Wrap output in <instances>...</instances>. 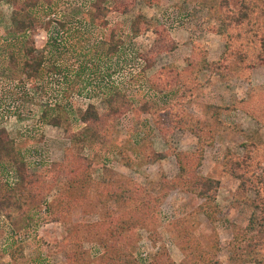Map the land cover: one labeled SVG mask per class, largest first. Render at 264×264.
Here are the masks:
<instances>
[{
    "label": "rangeland",
    "instance_id": "obj_1",
    "mask_svg": "<svg viewBox=\"0 0 264 264\" xmlns=\"http://www.w3.org/2000/svg\"><path fill=\"white\" fill-rule=\"evenodd\" d=\"M94 1L56 0L54 11L64 25L42 26L34 33L36 46L46 55L41 79L32 84L10 78V74L0 75V125L20 143L30 170L45 172L53 162L63 159L71 144L70 133L84 124L80 114L87 104L95 103L105 114L103 97L107 89L119 87L129 101L119 113L102 115L107 120L104 131L110 142L91 154L93 177L101 179L102 168L112 167L145 188L143 199L162 197L160 204L146 214L149 222L136 230L140 238L134 249L137 264H148L162 246L179 264H264V229L251 232L246 228L256 194L253 190L240 193V181L226 168L228 158L243 160L246 166L239 171L262 185L258 179L264 167V122L241 109L222 110L217 117L213 108L231 106L247 97L249 91L263 88L264 67L257 66L249 80L239 76L223 79L203 71L198 76L201 85L192 94H184L183 85L158 90L153 87L157 73L169 65L184 71L193 41L204 45L209 60L217 59L222 52L225 40L209 31L206 11L192 0H156L151 5L148 0H136L134 9L123 14L117 10V3L126 0H111L108 15L99 21L92 16ZM238 1L232 4L237 9ZM12 12L9 2L0 1V37L12 28ZM139 12L155 25H165L176 44L157 56L152 67H146L142 53L154 43V32L135 35L131 30ZM113 33L121 44L112 54L108 49ZM6 64L0 46L1 71ZM56 101L65 107L69 130L41 118L43 105ZM197 132L207 140L197 174L219 181L214 202L188 192L178 181L176 154L197 149ZM153 151L166 156L156 159ZM45 174L50 183L45 199L48 202L61 194L64 179H56V172ZM8 179L15 181L13 174ZM65 194L58 220L51 219L46 202H41V207L35 206L37 201L31 205L33 208L24 215L27 224L23 228L15 227L7 214L0 212V264H72L61 243H72L73 251H91V256L86 252L87 261L99 255L94 224L109 214L120 215L124 204L93 190L86 196ZM207 205H211L214 219L205 214ZM187 238L199 245L196 254L179 246ZM19 245L23 246L22 253L13 256L11 251ZM142 249L148 251V261L142 260Z\"/></svg>",
    "mask_w": 264,
    "mask_h": 264
},
{
    "label": "trees",
    "instance_id": "obj_2",
    "mask_svg": "<svg viewBox=\"0 0 264 264\" xmlns=\"http://www.w3.org/2000/svg\"><path fill=\"white\" fill-rule=\"evenodd\" d=\"M6 1L13 6L12 28L4 37H0L3 42V45H0L1 52L7 61V64L2 66L0 75L10 74L12 76H9L10 78L14 77V79H21L23 83L35 84L43 75L46 55L44 49L36 46L34 33L42 26L51 28L53 25H64L54 11L56 0ZM192 1L197 2L203 11H206L205 20L210 22L209 31L222 35L225 40L224 49L217 59L209 60L204 55V45L198 40L193 41L192 54L187 59L188 64L184 71L169 65L168 68L157 73L158 81L153 87L163 90L171 85H183V93L192 94L196 87L201 85L198 76L203 71L216 73L223 79H229L232 76H239L245 80L251 79L253 70L257 66L264 67V0H239L238 9L232 6L233 0ZM110 2L111 0L94 1L91 7L95 15L92 16L99 21L106 18L107 6ZM155 2L156 0H148L150 5ZM135 5L136 0L120 1L117 3V10L126 14L131 12ZM211 20H216L218 23H211ZM104 23L106 24L105 20ZM131 30L135 35L148 31H153L155 34L152 46L142 53L146 67H152L157 56L176 46L169 29L165 25H155L146 14L139 12L134 16ZM114 38L115 33L109 40L108 52L112 54L119 50L121 44L119 39ZM53 69L58 70V67L54 66ZM103 101L107 107L105 114L100 113L99 108L92 102H89L85 110L81 111L80 120L84 123L83 126L70 133L71 144L66 148L63 159L53 162L45 171L56 172V179L58 177L64 179L61 194L57 193L48 202L45 199L50 183L45 172L30 170L20 143L12 137L4 125H0V212L7 214L15 227L23 228L27 224L24 215L28 214L30 208H33L31 205H34L36 201L37 207H41V202H46L51 219L58 220L61 218L63 199L67 196L65 193L71 196L74 194L86 196L90 190L101 192L107 199H114L115 202L124 204L125 209L118 216L109 214L104 221L94 224L97 243L101 248L99 255L92 259L88 257L87 261L86 252L89 250L73 251L72 243H61L60 247L72 264H89V262L137 264L134 249L140 238L136 230L139 226L145 227L149 222V216L146 217V214L149 215L153 207L160 204L162 197L157 196L151 199V195H148L150 199H143L146 197V194H143L145 188L112 167L102 168L101 179L93 177L94 160L91 154L94 150L106 147V143L110 142V136L104 131L107 120L103 116L119 113L128 103L129 98L119 87L111 86L107 89ZM181 104L182 102L179 103ZM43 107L41 118L44 122L61 125L69 130L71 126L69 117L65 107L59 101L54 104L47 103ZM213 108L217 117L221 115L222 110L241 109L264 122V87L249 91L247 97L236 100L231 106L218 105ZM167 112L170 114L171 111ZM198 135L199 144L195 151L176 154L180 169L178 181L188 192L207 202H214L219 181L197 174L207 142L205 136L199 133ZM152 154L156 156V159L166 156L163 152L153 151ZM226 164L227 166L229 164L226 168L240 181L239 192L246 193L253 190L256 194V203L246 227L247 230L253 232L264 229V167L258 179L262 181V185H259V181L255 182L239 171L246 166L243 160L228 158ZM11 174L15 178L13 183L8 179ZM210 206L207 205L204 212L208 218L214 219ZM179 246L184 251L194 254L199 251V245L194 239L187 238L179 242ZM20 251H23L21 245L13 249L11 254L15 256L16 252L22 253ZM261 252L264 253V251ZM148 264L179 263L168 253L165 246H162Z\"/></svg>",
    "mask_w": 264,
    "mask_h": 264
},
{
    "label": "built area",
    "instance_id": "obj_3",
    "mask_svg": "<svg viewBox=\"0 0 264 264\" xmlns=\"http://www.w3.org/2000/svg\"><path fill=\"white\" fill-rule=\"evenodd\" d=\"M16 235H17V233H16ZM17 238H18V235H17ZM19 238H20V240L24 239L23 235H21V234L19 235ZM148 254L149 253H148V251L146 249H142V251L140 252V256H141L142 260L148 261V258H149Z\"/></svg>",
    "mask_w": 264,
    "mask_h": 264
},
{
    "label": "crops",
    "instance_id": "obj_4",
    "mask_svg": "<svg viewBox=\"0 0 264 264\" xmlns=\"http://www.w3.org/2000/svg\"><path fill=\"white\" fill-rule=\"evenodd\" d=\"M212 33H213V32H212ZM215 34H217V33H215ZM218 35L221 36V34H218ZM223 49H224V48H223ZM222 51H223V50H222ZM221 53H222V52H220V54H221ZM220 54H219V56H220ZM219 56H218V57H219ZM218 57H217V58H218ZM215 59H216V58H215ZM263 73H264V72H263ZM252 75H253V73H252Z\"/></svg>",
    "mask_w": 264,
    "mask_h": 264
}]
</instances>
